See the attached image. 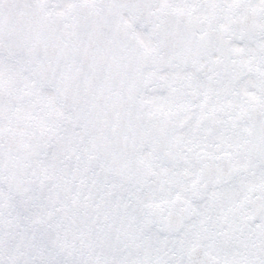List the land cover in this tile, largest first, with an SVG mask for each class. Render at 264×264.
I'll return each instance as SVG.
<instances>
[{"label": "snow or ice", "instance_id": "snow-or-ice-1", "mask_svg": "<svg viewBox=\"0 0 264 264\" xmlns=\"http://www.w3.org/2000/svg\"><path fill=\"white\" fill-rule=\"evenodd\" d=\"M0 264H264V0H0Z\"/></svg>", "mask_w": 264, "mask_h": 264}]
</instances>
